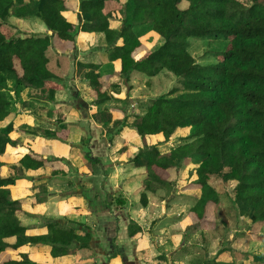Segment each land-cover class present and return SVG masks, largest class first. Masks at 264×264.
<instances>
[{"label":"trees","instance_id":"obj_1","mask_svg":"<svg viewBox=\"0 0 264 264\" xmlns=\"http://www.w3.org/2000/svg\"><path fill=\"white\" fill-rule=\"evenodd\" d=\"M247 1L249 5L238 0H0V264H36L26 255L13 257L28 246L47 247L52 258L70 254L74 246L89 249L90 232L81 234L78 225L45 220L44 232L36 234H28L22 226L21 203L11 198L9 188L24 178L16 170H37L44 166L43 160L26 154L18 161L19 168L12 167L15 174L4 176L2 171L1 157L17 142L7 83L13 81L18 93L38 92L35 98L42 105L53 102L55 77L47 67L53 36L74 42L79 32L102 34L106 61L119 63L122 82L129 81L133 72L153 78L163 71L179 81L180 89L174 88L168 96L180 94L149 99L142 115L114 130L117 134L128 127L143 141L141 148H133L130 160L143 162V208L147 193L172 191L169 172L184 163L193 167L185 186L195 197L189 210L191 231L215 225L211 210L219 195L209 184L211 179L235 182L233 206L247 214L251 224L264 223V0ZM74 9L80 14L77 25L64 17ZM9 18H36L52 35L15 37L7 25ZM114 22L120 24L118 28L111 27ZM146 36H157L161 43L139 56L145 51ZM191 38L225 40L229 47L212 53L214 63L199 65L188 51ZM99 70L91 63H78L75 70L95 93L96 106L109 100L104 83L111 78L101 76ZM107 122L102 123L107 126ZM64 128L59 122L43 137L55 139ZM31 134L36 136L34 130ZM156 136L165 144L173 139L180 143L161 154L156 144H146ZM82 143L87 146L88 139ZM140 232L130 221L128 236ZM219 254L200 264H233L219 261ZM246 259L264 264V256L246 255Z\"/></svg>","mask_w":264,"mask_h":264},{"label":"crops","instance_id":"obj_2","mask_svg":"<svg viewBox=\"0 0 264 264\" xmlns=\"http://www.w3.org/2000/svg\"><path fill=\"white\" fill-rule=\"evenodd\" d=\"M79 15L76 9L64 13L66 20L75 25L79 22ZM36 24L38 30L31 36L52 35L43 24L40 22ZM119 25L118 22L111 23V27L114 28H118ZM148 42L145 40L143 44ZM106 49L102 34L79 32L74 42L63 44L57 37L51 38L47 51L49 58L47 67L55 77V80L51 81V87L55 89L54 100L43 105L36 103L37 108L32 112L34 115L26 111L21 113L23 117L12 114L16 146L1 157L4 164H18L26 154L36 155L34 158L45 162L44 166L37 170L22 169L24 178L18 179L16 184L9 188L11 198L21 203L19 220L22 226L28 229V234L44 232L43 227L48 221L60 222L62 226L68 227L78 225L81 234L84 230L90 232L89 249H77L74 246L72 253L52 258L47 247L35 245L13 253V257L20 259L21 255H26L36 264H165L162 263V255L169 250L168 255H172L168 258L170 264H188L187 260L193 259L195 254L183 255L182 259L180 248L173 254L170 249L165 248L168 240L162 238L165 234L166 238L173 243L176 242L175 245L182 238L180 231H177L179 228H175L177 221L173 218L180 207L173 203L172 207L168 208L162 205L163 202L159 204L151 202L150 196L148 197L151 193H147L149 202L146 207L141 206L140 210H134L137 204L135 192L139 190L143 192L141 185L145 178V170L143 165L140 166V163L130 160L133 157V148L135 150L141 148L143 141L128 127L123 128L119 135L115 133L116 136L109 140L112 135H106L103 121L99 119L95 122L96 112L110 114L112 121L119 118L118 115L124 117L131 113L130 108L125 110L117 107V104L121 103L118 101L126 98L123 92L120 93L119 90L116 93L111 92L113 96L110 95V88L122 81L118 76L119 63L106 61ZM78 63L97 64L100 66L101 76H111L109 81L104 83L109 98L105 104L100 106L94 104L95 93L89 88L88 82L75 75ZM130 78V86H133L131 84H134V78L144 79L142 80L144 83L153 79L137 72H133ZM133 91L135 89H132ZM127 103L131 108L136 107L138 100L128 98ZM47 106H50L53 112L52 114L50 111L52 116L46 114L51 119L50 126L56 130L60 121L65 126L55 139L31 134L32 128L38 126L36 121L41 120L44 115L43 109ZM78 106L82 110H79ZM21 119L27 124L24 131L20 130L18 124ZM28 131L29 135L26 134ZM85 138L88 139L87 146L82 143ZM85 148L92 150V158L97 156L99 160L97 164L88 165ZM2 171L4 176H8L5 167ZM159 192L161 191L158 190L157 193ZM182 192L191 194L186 190ZM110 194H113V197L124 196L123 198L127 200L124 204L125 209L114 205L110 210L109 207L103 206L104 196ZM148 220L154 222V232L149 233ZM191 220L188 212L182 222H185L184 226L187 227L192 223ZM130 221L141 229V232L133 237L128 236ZM150 226L151 224L149 228ZM219 257L221 262L234 264V257L229 256L226 260H220Z\"/></svg>","mask_w":264,"mask_h":264},{"label":"rangeland","instance_id":"obj_3","mask_svg":"<svg viewBox=\"0 0 264 264\" xmlns=\"http://www.w3.org/2000/svg\"><path fill=\"white\" fill-rule=\"evenodd\" d=\"M241 3L245 5H249V2L247 0H238ZM40 21L36 18H27V19H16V18H9L7 20V25L12 27V31L15 37H29L33 35V32L38 30L37 24ZM42 24V22H40ZM155 39H152V38ZM144 37L143 43L145 40L152 39V41L146 43L145 45V51L140 52V55H143L146 52H150L155 50L156 47L159 46L161 43L157 37ZM60 43H64L61 42ZM189 48L188 51L192 55V57L195 59L196 63L199 65H208L211 63H214V58L212 56V53L215 51H224L229 47V43L225 40H216L213 38H204V39H188ZM148 50V51H146ZM130 77L129 81L123 83L119 82L116 84V86H112L110 88V95L112 93H116V91L121 93L123 92L124 95H126L125 99L120 104H117V107L119 108H130V112L124 117L118 115L119 118L112 121L111 115L106 113H98L95 114V122L100 121H107V126L104 127V131L106 135H112L110 139L113 138V136H116L114 130H119L121 125L125 123H132V119H134V115H142L145 107L147 105V101L151 98H158L161 96H167L168 98H172L177 96L172 95L168 96L169 92L173 90L174 88L180 89L179 81L177 78H175L173 75L163 71L160 74H158L156 77H153V79H149V82L144 83L142 80H139L138 78L133 79V83L131 84L133 86H130ZM122 81V79H121ZM13 81H8L7 83V92L11 107V113L21 116V113L23 111L28 112L30 115H34L32 112L36 110L39 102L36 101V98L39 94L38 92L34 91L31 92L30 90H23L18 93L19 90H15L13 87ZM136 87V88H135ZM119 88V89H118ZM132 89H135V91L132 92ZM17 91V93H15ZM107 91V89H106ZM112 92V93H111ZM107 93V92H106ZM128 95V97H127ZM128 98H132L135 100H138V104L136 107H129L127 100ZM116 100V99H115ZM79 107V106H78ZM79 110H82L79 107ZM30 111V112H29ZM50 111L52 112L50 106H47L45 109H43L44 115L41 120H37L36 123L38 126H34L32 129L35 131V134L43 135L46 131H54V127L50 126L51 119L47 117V115H50ZM47 114V115H46ZM53 114V112H52ZM52 114L50 116H52ZM62 116V115H61ZM41 117V114L39 115ZM55 122V120H54ZM61 122V121H60ZM19 127L21 131H24L23 129L27 128V124L22 122V119L18 121ZM59 124V123H58ZM112 124V125H111ZM30 129V127H28ZM123 130V129H122ZM121 130V131H122ZM118 134V133H117ZM120 134V133H119ZM118 134V135H119ZM183 134V133H182ZM105 135V136H106ZM108 139V138H106ZM162 138L160 136L151 137L146 141V144L148 146L155 145L158 147L161 154H166L169 152V150L180 142H177L176 140H171L170 142L162 143ZM84 145V144H83ZM88 145V143H87ZM85 146V145H84ZM85 156H88L90 160L98 158L97 156L92 158V150L85 148ZM87 160V159H86ZM87 163L89 166H91V163L87 160ZM16 164V163H15ZM13 163L11 164H4V167L6 168V175L12 176L14 173V170L12 167H20L19 165H15ZM143 162L140 163V166H142ZM112 165V164H111ZM111 167V166H109ZM193 167L188 164H181L176 169L170 170V179L174 182L175 188L172 189L173 192L171 195H166L163 190H160L159 193H154L153 195L148 194L149 201L160 203L163 202L162 205H166L168 208L172 207L171 204H175L178 207H180L179 211L174 214L173 218L175 221H177V225H175V228L178 229L177 231H180V240H178L177 244L175 245L172 242V240H169V238H166L165 234H163L162 238L167 239L168 241L165 243V248L170 249L173 254L177 252V249L180 248V257L183 259V255L189 256V253L195 254V257L191 260H187V263L190 262H196V263H203L204 261L211 260L219 253L220 260H226L229 256L234 257L233 259L234 264H252L250 260L246 259V255L250 256H264V223H258V224H251L249 221V217L247 214L242 212L239 207L233 206L232 203V190L235 186V182H229V183H223L221 181H218L216 179H211L209 184L214 187V189L217 191L219 195V203L212 208L211 212L213 214V219L215 221V225H207V227L201 231L193 232L190 230L189 225L184 226L185 222L183 223L182 220H184V215H187L189 212L190 207L193 206L195 202V197L191 194L184 193L182 191L185 190V186L189 183V174L191 173ZM20 171V170H19ZM17 174H22V172L15 171ZM142 186V185H141ZM142 193L141 190L135 192V200L137 201V204L134 206V210H140V194ZM139 194V195H138ZM134 196V195H133ZM122 197V198H121ZM124 196H114L113 194L108 195L107 197L104 196L103 198V206L110 207L116 205L120 209H125L124 204L127 201ZM131 199V202H134ZM148 201V202H149ZM121 203V204H120ZM170 203V204H169ZM133 207V206H132ZM118 213V212H117ZM186 217V216H185ZM188 219V218H187ZM45 220V219H44ZM210 220L209 222H211ZM151 224L150 228L149 225ZM153 228H155L154 222H150L148 220V231L149 233L154 232ZM165 233V232H164ZM225 250V251H224ZM73 251V250H72ZM169 250L165 251L164 255H162L163 261L162 263L170 264L168 261V258L172 255H168ZM72 253V252H70ZM230 257V258H231ZM172 264V263H171Z\"/></svg>","mask_w":264,"mask_h":264}]
</instances>
